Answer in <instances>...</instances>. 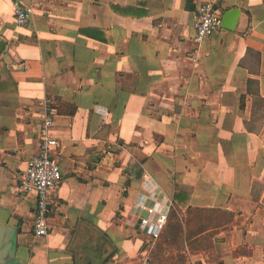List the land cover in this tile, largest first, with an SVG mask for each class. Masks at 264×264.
Wrapping results in <instances>:
<instances>
[{"label": "crops", "instance_id": "obj_1", "mask_svg": "<svg viewBox=\"0 0 264 264\" xmlns=\"http://www.w3.org/2000/svg\"><path fill=\"white\" fill-rule=\"evenodd\" d=\"M14 1L0 0V226L17 227V257L151 264L144 202L143 217L174 208L184 225L190 209L219 211L184 226L181 264H264V0H214L220 18L241 13L199 45L207 0H20L23 27ZM46 116L62 180L39 238L19 179Z\"/></svg>", "mask_w": 264, "mask_h": 264}, {"label": "built area", "instance_id": "obj_2", "mask_svg": "<svg viewBox=\"0 0 264 264\" xmlns=\"http://www.w3.org/2000/svg\"><path fill=\"white\" fill-rule=\"evenodd\" d=\"M216 2L207 0L202 3L195 16V35L193 42L199 45L203 40L216 32L221 27V19L216 14ZM16 24L19 27L26 26L33 9L26 6L20 0L13 4ZM53 120L46 116L39 125L38 152L28 162L25 172L19 179V187L25 193L37 194V215L33 224L35 236L41 238L48 233L49 208L57 204L56 191L62 180V157L57 154L60 140L52 133ZM141 189L148 193H156L159 188L149 173H145L140 181ZM144 202L133 204L134 216L138 217L140 225L149 236L151 243L155 242L164 231L168 213H151L143 217V212L148 211Z\"/></svg>", "mask_w": 264, "mask_h": 264}, {"label": "trees", "instance_id": "obj_3", "mask_svg": "<svg viewBox=\"0 0 264 264\" xmlns=\"http://www.w3.org/2000/svg\"><path fill=\"white\" fill-rule=\"evenodd\" d=\"M215 210H202V209H190L187 214L186 225L179 219L177 214L171 209L170 216L168 215V221L166 227L160 237L156 240V244L152 251V261L151 264H163L165 263V252L169 251V256L167 260L170 262L176 261L178 264L184 262L185 255L180 253L179 250L183 244V236H184V226L188 229L193 221V224L196 225L198 230H203L205 227L210 226L213 220H217L220 218L219 215L216 214ZM187 238L189 234L186 235ZM167 246V249L165 248ZM174 248H176L177 254L174 255Z\"/></svg>", "mask_w": 264, "mask_h": 264}, {"label": "water", "instance_id": "obj_4", "mask_svg": "<svg viewBox=\"0 0 264 264\" xmlns=\"http://www.w3.org/2000/svg\"><path fill=\"white\" fill-rule=\"evenodd\" d=\"M241 10L233 8L225 12L221 18V28L234 31ZM5 47V42H0V51ZM18 230L16 226H0V264H26L17 257Z\"/></svg>", "mask_w": 264, "mask_h": 264}, {"label": "rangeland", "instance_id": "obj_5", "mask_svg": "<svg viewBox=\"0 0 264 264\" xmlns=\"http://www.w3.org/2000/svg\"><path fill=\"white\" fill-rule=\"evenodd\" d=\"M220 19H221V18H220ZM220 28H221V27H220ZM153 243H154V242H153ZM155 244H156V241H155L154 244H151V245H152V246H151L152 248H150V254H149V259H150V261H152V257H151V256H152V251H153V249H154ZM166 252H167V251H166ZM166 252H165V255H164V256H165L164 258H165L166 262H165V263L163 262V264H178L176 261H174V262H170V260H167V257H168L169 255H167ZM150 263H151V262H150Z\"/></svg>", "mask_w": 264, "mask_h": 264}]
</instances>
